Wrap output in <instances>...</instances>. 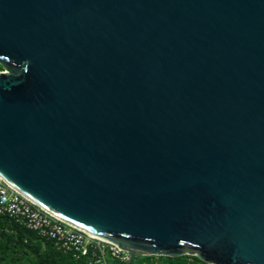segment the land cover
I'll list each match as a JSON object with an SVG mask.
<instances>
[{
    "label": "water",
    "instance_id": "95a60500",
    "mask_svg": "<svg viewBox=\"0 0 264 264\" xmlns=\"http://www.w3.org/2000/svg\"><path fill=\"white\" fill-rule=\"evenodd\" d=\"M0 177L137 258L264 264V0H0Z\"/></svg>",
    "mask_w": 264,
    "mask_h": 264
},
{
    "label": "built area",
    "instance_id": "2783aa9c",
    "mask_svg": "<svg viewBox=\"0 0 264 264\" xmlns=\"http://www.w3.org/2000/svg\"><path fill=\"white\" fill-rule=\"evenodd\" d=\"M0 216H6L40 237L52 240L58 249L88 264H126L127 251L92 237L48 213L0 177Z\"/></svg>",
    "mask_w": 264,
    "mask_h": 264
},
{
    "label": "trees",
    "instance_id": "16d2710c",
    "mask_svg": "<svg viewBox=\"0 0 264 264\" xmlns=\"http://www.w3.org/2000/svg\"><path fill=\"white\" fill-rule=\"evenodd\" d=\"M0 71H3L0 65ZM86 259L75 260L71 254L58 249L52 240L0 216V264H88ZM134 264H206L194 256L178 258L146 256Z\"/></svg>",
    "mask_w": 264,
    "mask_h": 264
}]
</instances>
